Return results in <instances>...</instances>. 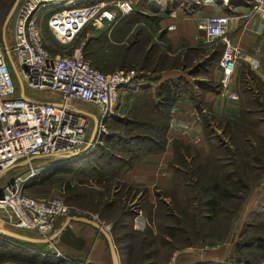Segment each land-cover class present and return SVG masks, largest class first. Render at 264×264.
<instances>
[{
    "label": "trees",
    "instance_id": "16d2710c",
    "mask_svg": "<svg viewBox=\"0 0 264 264\" xmlns=\"http://www.w3.org/2000/svg\"><path fill=\"white\" fill-rule=\"evenodd\" d=\"M14 1L0 0V41L3 39L2 24L4 18ZM97 1L99 0H76V3L77 5H88ZM247 1H245L246 6H249ZM130 3H132V7L130 12L125 15L126 18L135 20L139 19L137 17H142L144 12L137 10V7L147 8L151 13H154L152 17H144H146L147 22L149 21L150 26H152L151 28L158 31L157 37L159 42H150L151 38H149V46L140 54L141 65L136 79L120 93L116 115L107 119V132L101 134L95 143V148H105L110 151L111 149L120 150V152L125 151L129 152V154L125 156L113 153V155L109 154L107 156V158L110 157L109 160H105L107 166L117 165L120 168L119 171L112 173V175H109L107 172L101 173L102 170L99 171V168L96 166H91L93 170L92 175L95 174L96 176L89 183L86 191L79 190V186H77L75 188L77 191H74L71 199L79 202L83 199L91 200L92 198V201L99 205L96 211L100 215L105 212L104 210L113 209L118 204L117 210L123 209L122 214L124 216L121 214V217H116V220H122V226L128 224L131 227V231H124L122 234H118V239H113L115 247L117 246L116 251L119 254V248H125L124 252L127 259L135 258L137 261L141 260L138 264H144L159 254V246L165 244L169 246L173 245L171 243L172 240H175L181 234L188 233L186 236L188 240H190L191 236L195 238L196 234H199L197 241L202 244L211 242L212 238L207 234V228L214 220L220 217L229 218L226 219V232L229 231L233 223L232 218L238 212L236 208H227L225 205V202L235 198V194L230 188L233 185H237L241 190H247L248 184L239 175L235 163L228 162L229 160H225L224 156L212 155L211 150L214 145L209 141L211 140V136L207 131L210 123L208 118L211 116V119H216L226 129L237 127L245 116L252 113L250 112V108H247L248 104L251 103L256 106L264 105V82L260 78H254V74L250 71V77L255 81L256 89H253L254 87H246L243 84V89L239 90L242 97L243 95H248L249 98L247 103H244L242 100V111L238 117L233 119L216 118L210 112H207V115H204L206 112L201 114L203 133L206 141L205 149L196 148L192 144L185 143L178 138H172L168 141L167 130L170 120V109L176 101L186 98L195 105L197 110H201L202 106L206 105L202 98L204 92H220L221 82L215 80L216 77L211 74L210 69L212 67L215 68V66L220 69L218 62L224 45L219 40H216L212 44L215 46L212 49L206 48L201 44L196 47L181 46L177 53L168 55L167 52L173 49L164 31H159V20L164 15H168L177 5L171 4L168 0L164 2L162 0L158 2L154 0H135L134 2L130 1ZM108 30L109 27H101L99 29L92 27L91 33H94L88 36L83 46L85 51V56L84 54L83 56L85 58L88 57L86 59L92 67L95 65L96 69H102L104 73H108L106 72L107 70L114 68L111 65L112 61L114 64L118 58L120 66L126 64L128 58L131 56L129 53L134 45L133 43L131 44L132 46L125 47L122 55L119 57V47L111 43L107 38L113 29ZM142 32L140 31V34ZM49 36L51 37V35ZM142 39L144 42L146 41L145 37ZM93 43L97 46L94 47ZM215 43L217 44L215 45ZM173 69L182 70L185 75H177L165 79L161 78V71ZM198 75H209V77L203 76V79H198L196 78ZM188 77L192 79L190 80ZM110 125L113 126V129L109 128ZM115 126H118V128ZM123 132L127 134L125 135ZM168 144L173 151V158L170 162L172 166L171 181L168 187L159 190L154 195L153 201H150L145 187L124 181L122 175L127 168L136 164L144 156L161 152ZM130 147H133V150ZM92 152L94 151L89 150L77 156L51 161V163L60 162L51 164L52 166L46 167L44 171L30 178L26 184V188L33 189L38 184H43L54 177H58L62 181L71 173L72 164L85 161L87 163L89 159L90 161L92 159L95 160L91 158L94 155ZM99 159L101 160L102 156ZM205 169L209 170L204 172ZM210 171L215 173L203 174ZM65 185L67 189L68 183ZM121 189L124 192L121 194V201H118L116 195ZM135 194L142 195L139 198L140 202L145 201L148 204V207H144L139 201L136 203L137 206H140V210H144L145 214L146 222L142 228L134 224V217L139 209L131 211L124 208L126 205L129 206L127 204L128 198H131ZM122 204L123 207L121 206ZM83 209L81 211L69 210L67 214L90 217ZM128 217H130V220ZM193 218H195V221L192 220ZM116 220H113V224H116ZM67 231H69L68 227L62 231L59 237V242L63 245L68 244L67 240L70 234ZM72 236L75 239V243H81L79 237ZM130 236H134V238L131 239ZM123 240L126 242L125 247H120L117 243ZM128 240L134 242L140 241V249L137 253L133 251L134 247ZM24 241L31 244L27 240ZM247 242L259 248L261 252L258 254L264 258V235L251 236ZM10 250L14 251L13 247L7 243L0 242V261L5 259L6 251ZM229 254L225 262L212 263L204 258H199L189 264H254L251 259L248 261L247 259L240 258L233 251ZM230 256L232 257L230 258ZM13 258L23 260L17 253H14ZM44 260L45 264L48 262L58 264L60 262L58 260L53 262L52 259L47 261V256ZM260 264H264V261Z\"/></svg>",
    "mask_w": 264,
    "mask_h": 264
},
{
    "label": "built area",
    "instance_id": "2783aa9c",
    "mask_svg": "<svg viewBox=\"0 0 264 264\" xmlns=\"http://www.w3.org/2000/svg\"><path fill=\"white\" fill-rule=\"evenodd\" d=\"M247 3L248 16L258 14L259 26L264 29V0ZM130 10L129 0H99L88 5H77L76 0H19L13 14L11 44L0 41V177L14 164L34 156H69L80 151L86 144L88 128L90 134L96 127L95 142L107 132L106 121L115 116L120 93L136 79L137 73L122 69L104 73L92 67L81 52L82 45L70 55L53 52L46 31L60 45H68L87 23L93 21L95 27H109L118 14ZM228 21L227 16H207L201 20L202 42L212 45L219 40L224 45L218 62L223 80L233 73L240 59H245L252 70L259 67L257 59L246 58L231 43ZM8 59L17 69L22 68L19 78L23 84L26 82L35 90L54 91L60 101L38 100L26 94L22 98ZM72 101L90 103L97 113L72 106ZM28 165L26 176L12 178L3 188L0 222L8 227L33 229L46 237L55 219L69 212V205L61 198L29 195L26 184L37 172L32 162ZM38 252L46 256L45 251ZM55 255L60 256V252L55 251ZM63 258L65 264H97L87 256Z\"/></svg>",
    "mask_w": 264,
    "mask_h": 264
},
{
    "label": "rangeland",
    "instance_id": "374dc122",
    "mask_svg": "<svg viewBox=\"0 0 264 264\" xmlns=\"http://www.w3.org/2000/svg\"><path fill=\"white\" fill-rule=\"evenodd\" d=\"M16 1V0H15ZM15 1L11 5L8 13L6 14L3 24H2V37H3V28L5 20L10 13ZM135 0H133L134 2ZM155 2L161 1V0H154ZM163 2L166 0H162ZM213 0H168L171 4H176L177 7L184 8L189 14L200 10L203 8L204 4H207L209 2H212ZM246 0H225L224 4L225 7L228 8V11L230 12L228 14V17L231 18V9L237 5H246ZM221 3L222 0H215V3ZM179 4V5H178ZM181 4V6H180ZM213 4V3H212ZM234 5V6H233ZM132 7V3H131ZM145 7V6H143ZM113 11H116L112 6H109ZM137 10H140L144 12L142 14V17H137L139 19H133L132 18H126L124 14H118L116 20L109 26V30L113 29L110 32V35L108 34L107 38L108 40L116 44L117 47H119V57L122 55V52L125 47L132 46L131 44L134 43L132 46L133 49L129 53L131 56L128 58V61L124 65H119L120 60L119 58L115 60V63L112 64L114 66L113 69L107 70L106 72H113L119 69L122 70H134L136 73L139 71L140 63H141V53H143L144 50H146L148 44L149 38H151L150 42H159L157 34V30H153L150 26L149 21L147 22L146 17L154 16V13H151L150 10L147 8H141L137 7ZM130 12V11H129ZM164 14V13H161ZM157 15V14H156ZM166 16V15H164ZM12 22L13 17L9 20L6 28V40L9 44H11V30H12ZM93 21L87 23L80 33L76 36V38L68 45H60L57 43L54 39H52L49 36V33L46 31V36L48 37V44L54 47L53 52H60L65 55H70L74 53V50L76 47H79L82 45V54L85 53L83 46L91 33L92 27H95V25L92 23ZM102 27H108L106 25H103ZM153 30V31H152ZM94 31V30H93ZM140 31H143L142 34H140ZM151 35V36H150ZM143 37L146 38V41L142 39ZM219 43V42H217ZM215 43V45L217 44ZM94 47L97 46L95 43ZM205 46L206 48L215 47L214 45H206L203 42L199 43L198 45ZM139 45H141L139 47ZM197 45V46H198ZM92 47V46H90ZM89 47V48H90ZM138 49V50H137ZM168 54V53H167ZM85 56V54H84ZM88 59V57H86ZM8 65L10 68V72L12 75L13 80L15 83L19 86V90H21V80L19 78L20 73H22V68L19 66V69H17L13 62L8 59ZM123 66V67H122ZM95 67V65H94ZM96 68V67H95ZM98 70L102 71V69L97 68ZM20 71V72H19ZM170 70H163L160 72V74L165 73ZM146 72V70H145ZM211 74H213L214 69L213 67L210 69ZM152 75V73H150ZM218 74V73H216ZM204 77H209V75H198L196 78L203 79ZM188 79H192L191 77H188ZM25 87V94L26 96H29L34 99L38 100H49V99H56L58 97V94L54 91L49 90H35L28 86V84L24 83ZM246 87H254L253 89H256L255 87V81L250 78V83L244 84ZM238 89H243V84L240 83L238 85ZM243 102H248V95H243L242 97ZM262 100V99H261ZM263 102V100H262ZM72 104H75L77 107L92 111L97 113L96 108L90 104L80 101H72ZM250 108L251 114L244 117L242 121L239 122V125L235 128H223L221 124L216 121V119H211L209 116V127L207 129L208 133L211 136L210 142L213 143L214 147H212V155H220L224 156L225 160H229L228 162L235 163L237 170L239 171V175L243 177V179L248 184L247 190H241L239 186L233 185L230 189L235 194L234 199H230L229 201L225 202V205L227 208H236L238 212L236 215L232 218V225L228 232H226L227 227V220L228 217H220L212 222V224L207 228L208 232L207 234L209 237L212 238L211 242H205L201 243L198 240L199 234H196L195 238L190 237V240L186 238L188 233L179 235L178 238H175V240H172L171 246L168 244L159 246V254L156 255L154 258H152L150 261H146L144 264H189L190 262L199 259L204 258L207 259V256H210L212 258L211 260L217 261V262H225L228 259L229 253L233 251L235 255H237L240 258L247 259L250 261V259L254 262V264H260L264 261V258L262 255H259L258 253L261 252L259 248H256L253 245H250V242H247L250 240L251 236L254 235H264V105L256 106L253 104H248L247 108ZM116 115V113H115ZM207 115V112L204 114ZM113 125V124H112ZM110 125L109 128L113 129V126ZM90 127V123H89ZM118 128V126H115ZM108 129V127H106ZM226 129V130H225ZM121 133V132H120ZM89 128L87 129L86 134V144L80 149V154L93 150L94 155L91 158H94L95 160L89 159V161L86 163L81 162L78 164H72L71 167V173L66 176L62 181L58 177H54L48 181H46L43 184H38L33 189L26 188V192L34 196L36 198H61L65 203L69 205V210H76L81 211V209L84 210V212H87L88 215L92 216V219H98L99 222H102L104 225L108 226L107 230L112 234L113 239H118V234H122L124 231H131V227L128 224H125V226L121 224L122 220H116V217L120 216L122 214V210H117L119 207L118 204H116L113 209H107L104 210L105 212L101 213V215L96 211V208L98 210L99 205L95 204L93 199H83L79 202L74 201L71 199L72 194L76 190L75 188L79 186V190L86 191L88 189L89 183L92 182L94 179L95 174L92 175V167L96 166L99 168V171L102 170L101 173H108L109 175H112V173H115L119 171V166L113 165V166H107L105 160H109L110 157L107 158L109 154L116 153V154H122L127 156L129 152H120V150H114L111 149L107 150L105 148H95V140L93 143L89 146L87 150H83L89 141ZM122 134V133H121ZM123 134H127L126 132H123ZM132 146V145H131ZM133 150V147H130ZM110 152V153H109ZM79 155V154H78ZM102 156V159L100 160L99 157ZM69 156L65 155H51V156H45L36 158L37 160H34L32 163V166L36 169V172H42L46 169V167L52 166L51 163L53 160H58L61 158H66ZM22 161H19L20 163ZM63 162V161H61ZM62 164V163H61ZM93 167V168H94ZM29 165H19L14 166L10 170H8L5 174H3L0 177V188H4L5 185L14 177L18 175L26 176L29 173ZM226 169V168H225ZM98 170V169H97ZM209 169H205L207 171ZM224 170V169H223ZM217 172V171H216ZM36 173V174H37ZM215 172H206L203 173L204 175H208ZM35 174V175H36ZM100 174V173H99ZM34 175V176H35ZM101 175V174H100ZM68 183V188L66 189V185ZM64 185V186H63ZM121 189L119 193H117V199L118 201H121V194L124 192V190ZM77 191V190H76ZM142 196V195H141ZM138 194H135L131 198H128V205L126 204V207L131 211H134L136 209H139L140 206H137L136 203H139L143 205L144 207H148V204L144 202H140L139 198L141 197ZM123 207V204L121 205ZM120 206V207H121ZM194 208V206H192ZM128 210V211H129ZM144 211V210H143ZM123 215V214H122ZM124 216V215H123ZM130 220V217H128ZM127 219V218H126ZM113 220H116V224H113ZM195 221V218L192 219ZM55 222V221H54ZM195 223V222H194ZM115 225V227H114ZM0 226L6 227V225L2 224L0 222ZM8 227V226H7ZM6 227V228H7ZM196 227V226H195ZM11 229L20 230L23 229L12 227ZM192 231V229H191ZM140 237V236H139ZM131 239L134 238V236H130ZM0 242L1 243H9L10 240L8 237L1 236L0 235ZM129 243H131L134 247L133 251H136V253L140 249V241L134 242L131 240H128ZM125 241H118L117 244H119L120 247H125ZM117 247V246H116ZM34 248V247H33ZM60 252V256L55 255V251ZM47 256V261H60L58 264H65L66 258H73V259H80L79 252L73 248H70V246H65L59 241L55 240L52 242V244H49L44 249ZM125 248H119V264H138L141 260L135 259V258H129L127 259V256L125 255ZM14 253L13 251H6V257L3 261H0V264H25V261L13 258ZM86 257V255L84 256ZM232 256H230L231 258ZM91 259V258H90ZM10 260V261H9ZM92 260V259H91ZM9 261V262H7ZM97 264H112L111 259L108 252V245L106 243L105 246V260L103 262L101 261H95ZM211 262V261H210ZM212 262V263H217ZM47 264H52L51 262H48Z\"/></svg>",
    "mask_w": 264,
    "mask_h": 264
},
{
    "label": "crops",
    "instance_id": "0c3cea01",
    "mask_svg": "<svg viewBox=\"0 0 264 264\" xmlns=\"http://www.w3.org/2000/svg\"><path fill=\"white\" fill-rule=\"evenodd\" d=\"M130 1L132 2L133 0ZM224 1L215 3V0H213L191 14L184 8L176 7L168 15L162 17L159 20V31H164L173 49L167 52L168 55L177 53L181 46L196 47L202 42L204 30L201 27V20L203 18L207 16L228 17L230 12L224 6L226 4ZM248 10L249 8L246 5H237L231 9V18L228 17L227 34L231 43L238 46L246 58L252 57L259 61V67L252 70L245 59H240L233 73L226 80H223L222 71L215 66L213 68V76L216 77L215 80L221 82L220 92H204L202 98L207 106H202L201 110H197L195 105L186 98L176 101L170 109V120L167 130L168 141L172 138H178L185 143L192 144L196 148L205 149L206 141L201 114L210 112L216 118L233 119L238 117L242 111V95L239 92L238 85L240 83H250V78H252L250 77V71L254 74V78H260L264 82V29L259 26L261 23L260 16L258 14L248 16ZM96 28L99 29L101 27ZM177 75H185V73L182 70L173 69L168 71L167 74L162 73L161 78L165 79ZM54 100L60 101L59 96ZM71 105L77 107L75 104L71 103ZM172 158L173 151L168 144L163 151L148 154L136 164L127 168L122 175V179L128 183L145 187L149 194V200L153 201L154 195L170 184L172 175L170 162ZM68 215L70 214L60 215L55 219L54 227L49 235L57 232ZM90 217L92 218V216ZM93 220L99 221L98 219ZM145 222V214L143 210L139 209L134 217V224L142 228ZM67 227L69 230L67 232L71 236H68V244L65 243V246H70V248L77 250L80 259L86 255L94 261L103 262L105 260L107 241L98 228L88 222L79 220L70 221L64 229ZM7 228L11 229L12 227ZM63 230L55 235L53 242L55 240L59 241ZM20 232L32 236L34 239H22V241L19 238H14L16 240L8 243V245L13 247V252L17 253L25 261V264H45L44 258L46 256L41 255L38 251H44L46 246L51 243L39 240L42 236L33 229H23ZM72 235L79 237L81 243H75ZM24 240L31 242V244ZM206 258L211 262H217L211 260L210 256Z\"/></svg>",
    "mask_w": 264,
    "mask_h": 264
},
{
    "label": "water",
    "instance_id": "95a60500",
    "mask_svg": "<svg viewBox=\"0 0 264 264\" xmlns=\"http://www.w3.org/2000/svg\"><path fill=\"white\" fill-rule=\"evenodd\" d=\"M18 2H19V0L15 1L10 13L8 14V16H7L6 20H5L4 28H3V30H4L3 31L4 32L3 33V41L4 42L6 41L5 28H6L7 24H8V22H9V20L13 17V14H14V11H15V9L17 7ZM24 90H25V87H24V84L21 81V92L20 93H21V97L22 98H25V91ZM95 132H96V127L91 132L88 144L86 145V147L83 150H87L89 148V146L93 143V141L95 140ZM80 152L81 151L72 152L69 155V157L77 156L78 154H80ZM36 158H40V156H34V157L29 158V159H25V160H23L20 163L14 164L8 170H10L14 166H19V165L25 166V165H28V164H30V162H32ZM59 162L60 161H57L55 163H59ZM2 197H3V188L0 189V198H2ZM72 220H79V221H83V222H88V223L94 225L96 228H98V230H100L104 234V236L106 238L107 245H108V251H109V254H110L111 263L112 264H119L118 253L116 251V247H115V244H114V241H113L111 233L105 228V226L101 222L93 220L91 217H88L86 215H75V214L68 215L66 217L64 223L62 224V226L57 230V232L52 233L51 235H48L46 237H42L39 240L47 241V242L52 241L53 238L55 237V235L57 233H59L61 230H63L66 227V225ZM0 234H3L5 236L11 237V238L34 239V237L26 235V234H24V233H22L20 231L9 229V228L2 227V226H0Z\"/></svg>",
    "mask_w": 264,
    "mask_h": 264
},
{
    "label": "bare ground",
    "instance_id": "6f19581e",
    "mask_svg": "<svg viewBox=\"0 0 264 264\" xmlns=\"http://www.w3.org/2000/svg\"><path fill=\"white\" fill-rule=\"evenodd\" d=\"M37 160V159H36Z\"/></svg>",
    "mask_w": 264,
    "mask_h": 264
}]
</instances>
